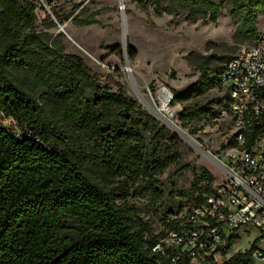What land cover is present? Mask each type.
<instances>
[{
    "label": "trees",
    "instance_id": "1",
    "mask_svg": "<svg viewBox=\"0 0 264 264\" xmlns=\"http://www.w3.org/2000/svg\"><path fill=\"white\" fill-rule=\"evenodd\" d=\"M136 2L191 23L217 22L229 2L254 44L264 14V0ZM36 10L30 0H0V113L23 131L0 127V264H173V254L152 251L166 234H153L134 207L117 202L121 189L111 186L119 179L134 186L142 177L141 189L166 168L168 145L181 141L127 94L115 79L118 70L104 83L84 58L66 52L65 34L39 31ZM52 11L60 23H91ZM128 53L134 60V50ZM220 68L207 87L209 78L201 76L175 94L173 105L186 101L177 118L183 127L207 118L213 123L226 105V96L218 111L196 98L215 85L224 92ZM214 192L198 196L197 204ZM179 218L168 220L167 232L178 228ZM235 242V235L226 240L225 258ZM256 249L254 243L226 264H254ZM176 264L191 259L181 255Z\"/></svg>",
    "mask_w": 264,
    "mask_h": 264
},
{
    "label": "rangeland",
    "instance_id": "2",
    "mask_svg": "<svg viewBox=\"0 0 264 264\" xmlns=\"http://www.w3.org/2000/svg\"><path fill=\"white\" fill-rule=\"evenodd\" d=\"M30 1L37 5L39 31L54 37L65 34L61 42L66 52L84 58L104 83H107L108 74L118 70L114 75L116 81L121 82L127 94L162 125L164 122L155 111L159 106L156 97L163 87L180 94L201 76L209 78L207 87L213 81L216 69L236 56L242 47L254 44L247 33L244 18L231 13L233 5L229 2L217 22L200 20L191 23L184 15L157 16L153 7L142 8L136 0ZM77 3L82 6L75 10ZM53 8L66 15H79L91 23H77L72 18L60 23L53 14ZM263 26L264 14H261L256 28L260 30ZM123 34L127 36L128 47L135 52L134 60L127 53L129 65L126 64ZM99 62L112 69L104 70ZM110 88L112 91L117 89L112 83ZM224 95L215 85L212 89H204L196 98L218 111L224 105ZM185 106L186 101L181 100L176 101L172 108L179 114ZM177 123L180 128L176 129L182 134L174 128L168 130L176 134L181 142L174 141L168 145L164 153L167 158L164 171H156L154 179L144 183L141 189L138 186L142 184V177L134 186L120 182V179L111 186L121 189L117 202L134 207L153 234H166L168 220L186 214L197 204L198 196H205L208 189L216 190L224 179L215 161L226 160L230 150L226 139L228 125L224 122L212 123L208 118L192 123L189 128L183 127L178 119ZM0 127L17 135L23 133L17 122L3 113H0ZM149 141L150 135L147 145ZM249 231H240L226 260L238 253L248 252L254 243L257 249L264 251V242L257 241L260 232L254 228ZM253 262L264 264L258 259Z\"/></svg>",
    "mask_w": 264,
    "mask_h": 264
},
{
    "label": "built area",
    "instance_id": "3",
    "mask_svg": "<svg viewBox=\"0 0 264 264\" xmlns=\"http://www.w3.org/2000/svg\"><path fill=\"white\" fill-rule=\"evenodd\" d=\"M218 77L227 102L213 123L228 125L230 145L226 160L215 161L224 179L212 196L182 215L178 228L167 232L152 249L166 257L173 254V264L181 255H187L191 264H226L221 248L242 229L246 233L258 230L257 241L264 242V26L256 43L242 47L224 63ZM156 99L157 111L150 108L164 126L180 128L172 108L175 94L163 87ZM253 257L264 260V251L256 249Z\"/></svg>",
    "mask_w": 264,
    "mask_h": 264
},
{
    "label": "water",
    "instance_id": "4",
    "mask_svg": "<svg viewBox=\"0 0 264 264\" xmlns=\"http://www.w3.org/2000/svg\"><path fill=\"white\" fill-rule=\"evenodd\" d=\"M125 27L123 28V32L125 33ZM123 46H124V53L126 57V64L129 65V60L127 59V53H128V42H127V36L123 34ZM140 99V97H138ZM140 101L144 104V102L140 99ZM178 134V133H177ZM182 136V135H181ZM184 139V138H183Z\"/></svg>",
    "mask_w": 264,
    "mask_h": 264
},
{
    "label": "bare ground",
    "instance_id": "5",
    "mask_svg": "<svg viewBox=\"0 0 264 264\" xmlns=\"http://www.w3.org/2000/svg\"><path fill=\"white\" fill-rule=\"evenodd\" d=\"M129 69V68H128ZM127 69V72H130L129 70ZM175 129V128H174ZM177 132H179L180 134H182V132L181 131H179V130H177V129H175ZM185 137V136H184ZM259 261H264V260H259Z\"/></svg>",
    "mask_w": 264,
    "mask_h": 264
}]
</instances>
